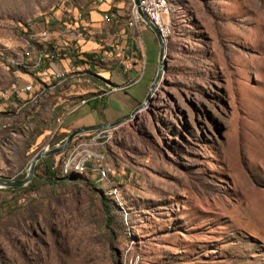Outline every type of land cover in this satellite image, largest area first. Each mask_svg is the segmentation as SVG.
<instances>
[{
	"label": "rangeland",
	"instance_id": "obj_1",
	"mask_svg": "<svg viewBox=\"0 0 264 264\" xmlns=\"http://www.w3.org/2000/svg\"><path fill=\"white\" fill-rule=\"evenodd\" d=\"M59 1L0 0V92L16 78L19 28ZM177 1L147 105L97 142L86 133L50 156L59 168L79 145L85 171L0 189V264H264V0ZM157 61L155 42L146 76ZM58 97L0 124L1 177L24 178L74 131L52 134Z\"/></svg>",
	"mask_w": 264,
	"mask_h": 264
},
{
	"label": "built area",
	"instance_id": "obj_2",
	"mask_svg": "<svg viewBox=\"0 0 264 264\" xmlns=\"http://www.w3.org/2000/svg\"><path fill=\"white\" fill-rule=\"evenodd\" d=\"M138 1L141 12L158 31L166 49V45L174 35L175 21L183 11L182 6L177 0ZM102 2L103 0H93V5H99ZM101 21L110 23L112 15L104 13ZM142 23L132 1L128 25L139 29ZM18 34L20 36L19 58L11 61L16 78L7 90L0 92V115H16L28 105H34L50 96H55L64 85L75 87L99 82L98 90L91 97L73 103L74 111L91 100H100L115 92L128 89L141 79L144 71L143 68L140 75L122 85H114L95 73L94 69L107 72L111 68L114 55L105 49L89 55L82 52V44L102 39L103 32L86 18L84 7L73 5L67 0H60L51 13L44 18L22 25ZM123 67V72L126 73L129 66L123 63ZM22 76L27 80H24ZM19 99H21L20 102H17L16 100ZM9 109L13 110L8 111ZM54 122L53 135L64 126L65 116L59 115ZM8 126L5 123L1 125L2 128ZM107 130L90 133L92 141L97 142L100 135ZM79 147V145L73 146V150L63 159L62 176L85 171L90 155L79 157L77 153ZM101 174L105 177L106 171H102Z\"/></svg>",
	"mask_w": 264,
	"mask_h": 264
},
{
	"label": "crops",
	"instance_id": "obj_3",
	"mask_svg": "<svg viewBox=\"0 0 264 264\" xmlns=\"http://www.w3.org/2000/svg\"><path fill=\"white\" fill-rule=\"evenodd\" d=\"M131 6V0H103L99 5H93V0H90V4L84 7L86 18L90 20L94 27L102 31L103 35L102 39L82 44L81 50L89 55L105 49V51L114 55L111 68L107 72H101L100 69L93 70L95 73L100 74L102 79H106V81L108 79L114 85H122L134 79L138 74L140 75L148 61V57L154 55L155 42L157 43L155 35L147 25L146 27L141 25L139 29L128 25ZM104 13L112 15L110 23L101 21ZM143 31L148 33V44L145 43ZM123 63L129 66L126 73L123 72ZM155 74L151 68L147 76L143 73L141 79L133 83L128 89L115 92L102 100H91L74 111L73 103L91 97L98 90L100 83L96 81L93 84L75 87L64 85L61 88L64 93H56V95H62V97H58V103L54 104L58 108L55 117L65 116L64 126L67 127V130L114 123L128 116L144 101ZM94 106L98 109L94 110ZM31 107L32 105L26 106L18 114L24 113L27 115L25 112L31 110ZM36 112L30 113L33 119L38 117ZM20 117L22 120V116ZM5 120H7L6 115H0V124L4 123Z\"/></svg>",
	"mask_w": 264,
	"mask_h": 264
},
{
	"label": "water",
	"instance_id": "obj_4",
	"mask_svg": "<svg viewBox=\"0 0 264 264\" xmlns=\"http://www.w3.org/2000/svg\"><path fill=\"white\" fill-rule=\"evenodd\" d=\"M132 1L136 7L137 13L140 16L141 21L145 25H147L148 28L153 32V34L155 35V38L157 40V44H158L157 70H156L155 77H154V79H153V81H152V83L148 89V93H147L144 101L140 105H138L128 116H126L122 119H119L118 121H116L114 123L100 124V125H96V126H92V127H84V128H79V129L72 131L66 137V139L64 140V142L60 146H56L50 150H46L42 153L35 155L31 160L30 166H29L28 171H27L24 178H22L20 180H10V179H5V178L0 176V189H3V188H22V187L27 186L35 176L36 165L38 164L39 161H41L42 159H45L47 157L60 154L61 152H63L64 150H66L68 148L71 141L77 136H80V135H83L86 133H92V132L100 131V130L112 129V128L119 126L120 124H123V123L131 120L150 101L151 96H152L155 88L157 87L158 83L160 82V80L162 78V72H163L164 65H165V51H166V49H165V44L162 41V39L160 38L158 31L148 21V19L145 17V15L141 12V10L139 8V1L138 0H132Z\"/></svg>",
	"mask_w": 264,
	"mask_h": 264
},
{
	"label": "trees",
	"instance_id": "obj_5",
	"mask_svg": "<svg viewBox=\"0 0 264 264\" xmlns=\"http://www.w3.org/2000/svg\"><path fill=\"white\" fill-rule=\"evenodd\" d=\"M102 100V99H100ZM94 110H97L98 108L96 106L93 107ZM99 111V110H98ZM100 116L101 113H99ZM56 141V140H55ZM54 144V142H53ZM51 157H47L45 159H42L41 161L38 162V165L36 167V170L39 166L43 167L44 169V176L43 177H39V175H36L32 181L27 185V188H33V189H37L39 183H44V184H48V185H53V184H57L58 182L64 181L66 177H63L61 175V165L59 168L54 167V161L50 159ZM41 181V182H39ZM5 191H10V192H16L21 190V188H5L2 189Z\"/></svg>",
	"mask_w": 264,
	"mask_h": 264
}]
</instances>
